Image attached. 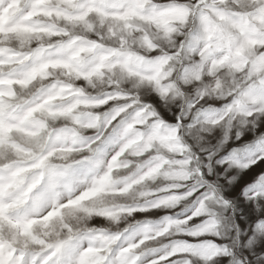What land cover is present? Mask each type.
Masks as SVG:
<instances>
[{
  "label": "clouds",
  "instance_id": "clouds-1",
  "mask_svg": "<svg viewBox=\"0 0 264 264\" xmlns=\"http://www.w3.org/2000/svg\"><path fill=\"white\" fill-rule=\"evenodd\" d=\"M0 264H264V0H0Z\"/></svg>",
  "mask_w": 264,
  "mask_h": 264
}]
</instances>
